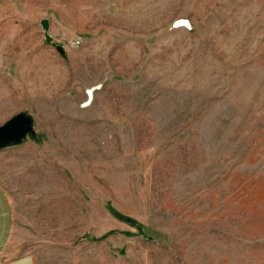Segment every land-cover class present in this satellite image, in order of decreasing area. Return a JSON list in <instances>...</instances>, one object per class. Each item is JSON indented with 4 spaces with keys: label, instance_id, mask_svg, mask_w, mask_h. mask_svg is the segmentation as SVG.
<instances>
[{
    "label": "rangeland",
    "instance_id": "rangeland-1",
    "mask_svg": "<svg viewBox=\"0 0 264 264\" xmlns=\"http://www.w3.org/2000/svg\"><path fill=\"white\" fill-rule=\"evenodd\" d=\"M19 113L0 182L42 259L264 264V0H0Z\"/></svg>",
    "mask_w": 264,
    "mask_h": 264
},
{
    "label": "crops",
    "instance_id": "crops-1",
    "mask_svg": "<svg viewBox=\"0 0 264 264\" xmlns=\"http://www.w3.org/2000/svg\"><path fill=\"white\" fill-rule=\"evenodd\" d=\"M41 246L36 243L28 245L17 238L13 203L0 182V264H59L42 259L38 254Z\"/></svg>",
    "mask_w": 264,
    "mask_h": 264
},
{
    "label": "water",
    "instance_id": "water-1",
    "mask_svg": "<svg viewBox=\"0 0 264 264\" xmlns=\"http://www.w3.org/2000/svg\"><path fill=\"white\" fill-rule=\"evenodd\" d=\"M44 29L48 30L47 21L43 22ZM46 40L52 41V37L47 33ZM57 49L64 54L61 45H56ZM33 121L30 116L25 113H19L9 118L5 123L0 125V149L11 144H19L31 132Z\"/></svg>",
    "mask_w": 264,
    "mask_h": 264
},
{
    "label": "bare ground",
    "instance_id": "bare-ground-1",
    "mask_svg": "<svg viewBox=\"0 0 264 264\" xmlns=\"http://www.w3.org/2000/svg\"><path fill=\"white\" fill-rule=\"evenodd\" d=\"M89 92H90V95H92V90H89Z\"/></svg>",
    "mask_w": 264,
    "mask_h": 264
}]
</instances>
